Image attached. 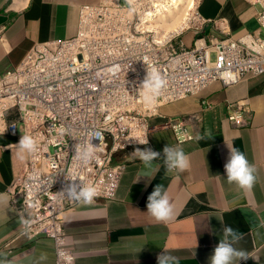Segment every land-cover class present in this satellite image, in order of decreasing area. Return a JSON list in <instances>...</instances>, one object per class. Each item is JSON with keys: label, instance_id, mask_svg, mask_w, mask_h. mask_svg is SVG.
I'll return each instance as SVG.
<instances>
[{"label": "built area", "instance_id": "1", "mask_svg": "<svg viewBox=\"0 0 264 264\" xmlns=\"http://www.w3.org/2000/svg\"><path fill=\"white\" fill-rule=\"evenodd\" d=\"M145 1L135 0L134 11L127 0L81 5L75 36L35 44L0 78L3 134L15 136L21 127L40 145L9 187L12 204L22 214L21 235L52 239L56 264H75L63 216L80 202L59 194L72 183L68 179L95 184V200H113L126 167L120 154L150 145L152 118L159 117L177 142L197 136L190 130L196 115H163L162 106L195 96L216 81L230 86L264 72V0H247L258 7L257 31L234 38L214 21L216 33L197 37L189 47L181 33L167 35L157 28ZM196 22L200 33L205 21L197 13ZM152 67L165 87L156 106L147 108L140 89ZM228 109L233 125L248 124L252 110L246 100L229 103ZM93 132L103 133L104 139H91ZM138 133L148 135V145L133 141ZM89 141L96 158L81 164L75 146ZM30 189L36 208L31 207ZM25 219L31 221L28 228Z\"/></svg>", "mask_w": 264, "mask_h": 264}, {"label": "crops", "instance_id": "2", "mask_svg": "<svg viewBox=\"0 0 264 264\" xmlns=\"http://www.w3.org/2000/svg\"><path fill=\"white\" fill-rule=\"evenodd\" d=\"M98 1L0 0V78L35 44L75 36L80 6ZM257 9L247 0H199L196 11L205 21L202 32L191 28L181 38L188 47L197 37L208 38L217 31L214 21L234 38L255 32ZM242 100L248 102L252 116L247 125L235 126L227 119L228 104ZM160 113L196 115L191 132L198 135L210 129L214 138L177 142L159 117L152 118L150 145L145 147L160 152L161 160L154 162L150 180L136 182L144 169L130 157L132 149L120 154V159L126 157V167L113 200L79 203L65 212L66 245L75 264H157L162 252L178 257L179 264H209L225 226L242 237L234 247L257 258L238 264H264V72L230 86L216 81L195 96L162 106ZM21 135V127L15 136L0 134V194L8 200L7 206L0 204V262L56 264L52 239L21 235L22 214L11 201L9 187L28 158L17 155ZM166 145L180 147L189 156L190 167L183 173H167L162 160ZM233 146L257 169L251 191L227 182L224 165L228 147ZM157 184L164 186L173 205V218L167 222H157L147 212V197ZM42 256L46 258L41 260Z\"/></svg>", "mask_w": 264, "mask_h": 264}, {"label": "clouds", "instance_id": "3", "mask_svg": "<svg viewBox=\"0 0 264 264\" xmlns=\"http://www.w3.org/2000/svg\"><path fill=\"white\" fill-rule=\"evenodd\" d=\"M131 11H134L135 0H127ZM165 87V80L156 67L147 69L146 76L141 84L140 95L142 103L147 108H154ZM7 127L0 128V134L3 135ZM91 139L97 138L100 141L104 139L103 133L93 132L90 134ZM147 134H137L133 141L139 145H148ZM214 138L213 132L209 129L203 134H198L195 139L199 142L201 140L209 141ZM91 141V140H90ZM87 145L78 143L75 146V157L81 164H88L96 158L94 146L91 142ZM18 157L20 159L26 156L34 155L39 151L40 145L36 138L30 134L21 135L18 144ZM229 156L227 163L224 165L226 179L229 184L235 185L244 191H251L257 182V169L250 164L246 154L239 148L233 146L229 148ZM208 150V149H207ZM163 163L166 166L167 173H183L190 167L189 156L180 147H171L166 145L162 149ZM133 160L138 159L144 171L137 178H146V182L152 173L156 170L154 162L161 160V153L153 150L151 147H144L143 149L137 147L130 154ZM72 181L64 186L60 195L68 197L74 201L80 202L83 205H91L95 202V198L99 195L97 186L93 183L84 184L78 177L68 179ZM79 181V183H76ZM135 182V183H136ZM30 194L33 199L31 207L36 208L38 201L35 199V191L30 189ZM0 204L8 205L7 197L0 194ZM147 212L157 222H167L173 218L174 209L170 202L169 195L162 184H157L153 187L152 192L147 197ZM31 221L25 219L23 221L24 227L28 228ZM240 233L228 226L223 227L222 238L215 246L212 255L209 258V264H238V261H247L249 258L256 260L257 258L251 256L247 251L234 247L241 239ZM46 257L42 256L40 259L44 260ZM4 264V262H0ZM157 264H179V258L162 252L157 256Z\"/></svg>", "mask_w": 264, "mask_h": 264}, {"label": "rangeland", "instance_id": "4", "mask_svg": "<svg viewBox=\"0 0 264 264\" xmlns=\"http://www.w3.org/2000/svg\"><path fill=\"white\" fill-rule=\"evenodd\" d=\"M188 1H190V0H187V1L184 0L183 1V3L184 2L188 3L189 4V5L187 4L188 6L186 5V7H185V5H184L185 3L184 4L182 3L184 6L180 3L185 8H183V7L182 8L181 7L180 8L179 7H176L177 9H173V12L172 13H168L167 16H164V15L167 14V12H166L167 7L168 8L172 7V0H147V1L144 2V5L146 7H148V8H150L149 12H152V13L153 12H155V13L157 12L156 13L157 14V17L156 18L157 19L154 21V23H155V25L157 26V28L161 32L164 31V33H167V34H169L172 31L171 29L173 28L172 27L173 25L175 27V25H178L179 22H181V19H184V17H185V19L187 18L189 20V22L187 20V24H185L186 27L183 26V28L180 29L179 32H178V33H183V32H185L187 30H190L191 28H194V26L197 25V22H196V13H197L196 8H197V4H198V1L199 0H192L191 3H193V5L190 2H188ZM180 4H179V6H181ZM189 6L191 7V9L189 8ZM180 9H182L183 11L180 10ZM180 14H182V16H183V17H180L181 19L179 18V16H181ZM160 15H161V17H160ZM192 15H193V17H192ZM176 16H177V18H176ZM154 18H155V16H154ZM164 18L165 19L167 18V21L168 20H170V21H168L167 23H163L162 21H164V22L166 21V20H164ZM175 21L178 24L174 23ZM170 24L172 25L171 26L172 28H169L170 29L169 30L170 32L169 31L165 32L166 29L164 27H166L168 29V27H169Z\"/></svg>", "mask_w": 264, "mask_h": 264}, {"label": "bare ground", "instance_id": "5", "mask_svg": "<svg viewBox=\"0 0 264 264\" xmlns=\"http://www.w3.org/2000/svg\"><path fill=\"white\" fill-rule=\"evenodd\" d=\"M183 1H184V0H183ZM183 1H182V0H172V7H170V8L167 7V9H166L167 14H165L164 16H167L168 13H172V12H173V9H177L176 7H179V8L181 7V8H182L184 5H185V7H186V5H187L188 3L184 2V3H185V4H184ZM185 1H187V0H185ZM191 1H192V0H190V1H188V2L191 3ZM180 3H181V4L183 3L184 5L182 4V5H183V6H182ZM179 4H180L181 6H179ZM191 4L193 5V3H191ZM188 5H189V4H188ZM188 5H187V6H188ZM185 7H183V8H185ZM179 8H178V9H179ZM187 8H188V7H187ZM189 8L191 9L190 6H189ZM189 8H188V9H189ZM180 10H182V9H180ZM186 10H187V9H186ZM182 11H183V10H182ZM186 12H187V11H186ZM156 13H157V12H156ZM156 13L153 12V13L150 14V16H152V19H153L154 21L157 19V18H156V17H157V14H156ZM158 13H159V12H158ZM187 13H188V12H187ZM180 15H181V16H179V18H180V17H183L182 14H180ZM154 16H155V18H154ZM190 16H191V15H190ZM160 17H161V15H160ZM188 17H189V16H188ZM192 17H193V15H192ZM176 18H177V16H176ZM180 19H181V18H180ZM184 19H185V17H184ZM184 19H181V22H179V24L176 23V21H175L174 23L178 24V25H175V27H174V25L172 26L171 24L169 25L168 29H167L166 27H164V28L166 29L165 32L169 31V30H170L169 28H172V27H173V28L171 29L172 31H171V32L169 31V32H170L169 34H171V33H175V32H179V30L182 29L183 26H185V24H187V20H188V19H187V18H186L185 20H184ZM164 20H166V21H165V22L162 21L163 23H167L168 21H170V20L167 21V18H166V19L164 18ZM172 20H173V19H172ZM176 20H177V19H176ZM178 21H179V20H178ZM182 21H183V22H182ZM184 21H185V22H184ZM188 22H189V20H188ZM170 23H171V22H170ZM174 23H173V24H174ZM166 26H167V25H166ZM171 26H172V27H171ZM185 27H186V26H185ZM162 32H164V31H162ZM165 34H167V33H165ZM167 35H168V34H167Z\"/></svg>", "mask_w": 264, "mask_h": 264}]
</instances>
